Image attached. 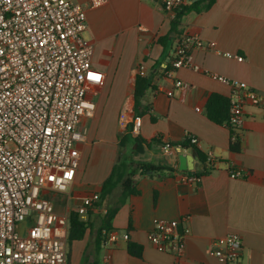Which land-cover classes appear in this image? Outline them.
<instances>
[{
    "label": "crops",
    "instance_id": "0c3cea01",
    "mask_svg": "<svg viewBox=\"0 0 264 264\" xmlns=\"http://www.w3.org/2000/svg\"><path fill=\"white\" fill-rule=\"evenodd\" d=\"M87 22L84 38L93 45L88 87L96 113L81 123L87 134L80 145V167L68 191L52 195L56 210L71 218L86 197L101 195L103 182L126 156L166 169L137 176L139 193L123 203L119 186L87 213H78L82 224L71 229L70 223L67 264H221L210 246L230 233L243 241L240 264H264V109L246 107L244 124L236 132L239 152L231 150L234 131L207 114L213 94L229 100L232 93L229 83L214 76L264 94V0H215L209 9L185 15L176 30L161 0H108L87 10ZM190 35L214 46L194 49L196 68L168 76L165 67L178 41ZM228 53L244 61L228 58ZM141 67L152 78V87L141 100L143 113L136 115L132 87L142 76ZM176 81L190 87L176 88ZM137 116L142 117L138 136L132 133ZM191 136L198 145L190 143ZM135 139L140 140L138 154L132 153ZM164 143H184L186 153L196 151L200 182L179 179V155L164 153ZM208 155L218 161L212 170L205 166ZM230 166L242 170L243 177L231 178ZM116 206L109 220L107 212ZM156 219L177 220L180 228H190L184 257L161 252L148 240ZM109 231L119 233L117 241L108 240ZM130 246L140 249V257L129 252Z\"/></svg>",
    "mask_w": 264,
    "mask_h": 264
},
{
    "label": "built area",
    "instance_id": "2783aa9c",
    "mask_svg": "<svg viewBox=\"0 0 264 264\" xmlns=\"http://www.w3.org/2000/svg\"><path fill=\"white\" fill-rule=\"evenodd\" d=\"M108 0H0V264H67L70 216L56 210L52 195L67 192L81 163L80 145L87 134L81 128L96 113L89 96L93 45L84 38L87 10ZM173 21L191 0H161ZM206 45L197 35L184 36L165 67L168 76L193 65L194 49ZM242 62L243 56L226 54ZM144 76V68L139 69ZM214 78L229 83V118L226 124L237 142L249 105L264 109V94L246 83ZM102 83V81H99ZM175 87L188 89L181 81ZM166 94L173 96V91ZM200 111L199 108H196ZM142 117L133 119L132 133L141 132ZM198 145L197 137L189 138ZM170 155L186 153L181 146L162 145ZM217 159L208 155L205 166L212 170ZM195 170V169H194ZM203 170V169H202ZM231 178L243 171L229 167ZM201 172H181L186 183L201 181ZM100 200L99 193L86 197L77 213L85 214ZM190 228L177 220L156 219L148 240L161 252L184 257ZM110 242L117 231L106 232ZM125 240L129 234L123 235ZM243 241L230 233L216 239L210 253L221 264H240ZM179 264V263H178Z\"/></svg>",
    "mask_w": 264,
    "mask_h": 264
},
{
    "label": "trees",
    "instance_id": "16d2710c",
    "mask_svg": "<svg viewBox=\"0 0 264 264\" xmlns=\"http://www.w3.org/2000/svg\"><path fill=\"white\" fill-rule=\"evenodd\" d=\"M215 0H198L196 2H192L191 4L184 6L178 13L175 20L171 21L172 23V29L176 30L177 27L180 24L181 19L191 13L192 11H201L209 9L213 4ZM152 78L149 76H137L135 83L132 87V91L135 96V104H134V111L136 112V115H141L143 113L142 103L141 100L145 94V92L152 87ZM207 114L208 117L217 124H225L226 121L229 118V100L228 98H225L218 94H213L208 101L207 105ZM137 143V148L135 150H132V153L138 154L141 153L140 151V140L135 139L133 144ZM240 142L237 140V142L231 144V150L233 152H239L240 151ZM122 145H125L123 143ZM163 145V144H162ZM161 145V147H162ZM168 146H178L173 145L171 143H167ZM179 146L182 148H186V145L184 143H179ZM129 156H126L122 158V160L118 161L113 169L110 175L107 177V179L102 184L101 189V195L100 198L102 201L108 199L112 194L113 191L117 187H121L122 193H121V202L123 203L125 199H127L130 195H136L139 193L138 189L136 188V177L137 176H144L147 175L149 171L158 172L165 170V167H154L153 165L145 162V161H136L131 160ZM170 172H173L172 169H169ZM202 173H207V169L204 168ZM118 211V206L111 208L107 212V218L109 220L113 219V216ZM78 213H72L70 218L71 223V229L75 227V225H81L82 223L78 221ZM71 237V233H70ZM129 252L134 255L140 257L141 252L139 250H135L133 246L129 247Z\"/></svg>",
    "mask_w": 264,
    "mask_h": 264
},
{
    "label": "water",
    "instance_id": "95a60500",
    "mask_svg": "<svg viewBox=\"0 0 264 264\" xmlns=\"http://www.w3.org/2000/svg\"><path fill=\"white\" fill-rule=\"evenodd\" d=\"M197 1V0H194ZM137 144L135 145V148ZM196 155V151H193L191 154L181 153L179 154V170L183 172H187L189 174L195 173L196 164L194 163V158ZM151 173V171H149Z\"/></svg>",
    "mask_w": 264,
    "mask_h": 264
}]
</instances>
